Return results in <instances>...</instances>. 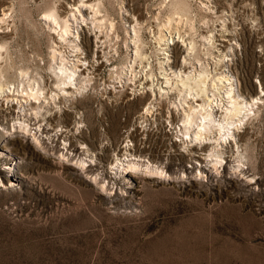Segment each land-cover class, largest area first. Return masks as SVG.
I'll list each match as a JSON object with an SVG mask.
<instances>
[{
  "label": "rangeland",
  "instance_id": "1",
  "mask_svg": "<svg viewBox=\"0 0 264 264\" xmlns=\"http://www.w3.org/2000/svg\"><path fill=\"white\" fill-rule=\"evenodd\" d=\"M10 1L0 0V12ZM69 1L56 0L55 4L69 6ZM165 1L103 0L113 29L105 24L95 27L90 21L74 23L71 36L83 47L81 55L87 54L90 60L81 69L84 74L95 69L90 72L94 77L82 93L69 92L65 98L45 103V117L30 114L27 107L26 112L21 110L14 100L0 101V131L7 126L16 134L11 128L14 118H29L33 131L37 129L47 145L45 150L38 148L41 152L56 157L59 151L66 152L67 142V154L73 159L63 157L66 163L77 165L81 156L88 165L80 171L87 179L84 183L74 169L31 153L26 142L15 141L17 137L1 141L0 134V264H264V97L261 108L218 145L224 158L221 165L213 167L207 161L216 133L203 141L181 139L182 109L172 103L174 93L161 97L157 93L154 99L149 90L158 84L166 87L159 65L164 54L155 38L167 15ZM204 1L210 9L200 6L202 0H189L196 14L195 39L201 59L211 70L216 66L227 41L221 35L225 19L227 36L233 35L231 42L236 39L239 44L235 50L227 49L222 69L232 72L246 99L259 95L261 88L264 93V0ZM14 2L13 24H3L0 34H10L16 64L23 61L32 73L39 70L46 86L53 88L48 52L57 33L42 18V9L51 0ZM83 12L90 16L88 9ZM129 18H138L137 23ZM133 24L138 27L146 60L135 61L137 75L129 74L131 79L120 82L110 72L115 75L116 69L133 61ZM211 32L217 46L211 47L212 54L203 53L206 40L201 35ZM177 41L168 47L169 63L175 68L185 54ZM62 49L68 58H76L73 47ZM186 65L187 71L192 69L190 63ZM151 79L153 85L148 86ZM151 98L155 105L142 114ZM215 110L218 117L221 109ZM129 140L132 145L127 150L135 152L132 156L166 167L173 180H149L137 189L127 183L115 171L114 162L127 152ZM2 142L10 151L2 148ZM237 148L248 156L241 168L233 166ZM12 160H19L17 167L6 171ZM95 174L109 192L101 191L95 181L90 184ZM11 178L17 184L8 187Z\"/></svg>",
  "mask_w": 264,
  "mask_h": 264
},
{
  "label": "bare ground",
  "instance_id": "2",
  "mask_svg": "<svg viewBox=\"0 0 264 264\" xmlns=\"http://www.w3.org/2000/svg\"><path fill=\"white\" fill-rule=\"evenodd\" d=\"M55 1L51 0V2L45 4L42 9V18L44 19L46 25H49L48 27L52 28L57 33V35L55 36L53 34V38L49 45L50 50L48 52V68L54 75L53 88H48L46 86L45 82L47 80L45 81L44 76L42 74H39V70L36 69V72L32 73L33 70H30L29 67L23 63V61L20 64H16L11 55L12 52L10 49V42L8 40L10 34H0V101L5 100L8 103L9 100H14L19 104L18 107L21 110L26 112V110L30 109V114H33L35 116H44V114L48 110L47 108H45V103H49L51 100L55 101L57 97L65 98L69 94V92L71 94L82 93L91 84V81L94 77L90 74V72H93L95 69L92 71H87L86 74H84L81 69V66L85 64L86 61L90 63V60L88 59L87 54L84 56L81 55L83 52V47L76 37L71 36V28L73 24L79 23L80 25H82V22L90 21L95 27L98 28H102L103 24L111 29H113L114 27V22L108 16L103 0H72L71 2H67L69 3V6L67 4L59 5L57 4V2L55 4ZM202 2L203 4H201L200 6L204 7L205 10L210 9L208 2H205L204 0H202ZM15 5L16 4L14 0H11L6 6L1 9L0 27L3 24H5V26L10 23L13 24L15 16ZM165 5L167 9V15H165L166 17L161 27H159L156 31L157 35L155 36V38L160 45L162 43L161 41H164L165 43L163 47L159 45L157 49H162V52L160 53L164 54V57H162L163 59L159 61V65L160 68L163 69L161 73H164V81L166 82V87L162 86V84H158L157 88L152 89L151 87H149V90L152 91L154 99H157L158 96L161 97L163 95H168L170 92L174 93L175 98L173 99L172 103L175 104L177 108L182 109V113L180 114L181 124L179 129L182 133L181 139H187L186 137H188L190 141H203L204 139L210 137L209 134L211 132L217 134V136L213 137L216 140V145L211 148L208 154L210 158L207 160L209 163H211V165H213V167H217L219 164L221 165L223 163L224 159L222 158V151L218 148V145H221L222 142L225 143V141L229 139L231 135H233L234 128L239 127V125L242 124L246 118L249 119V117L253 113H256L261 108L263 104L261 105L260 102L264 97V93L261 88L259 91L260 93L257 91L259 95H256L255 97L252 96L251 98L246 99L245 96H243L237 88L235 77L233 76L232 72H228L224 68L222 69L226 56L229 54L227 49L229 48V51L233 49L235 50L236 45L239 44V40L236 39L231 42V39L235 38L233 35L227 36L228 33H226L227 27L225 19H223L221 22V30L223 31L221 32V35L225 36V39H227V41H225L220 51L221 53L219 54V57L214 62L217 67L215 66L214 69L211 70L207 63L201 59L202 54L199 52L200 46L198 47L197 41L195 39L196 30L194 29V18L196 14L193 12V8L189 0H167L165 1ZM86 9L89 10L90 16H86V12H83V10L85 11ZM25 12L27 11L25 10ZM129 19L130 22L135 21L137 23L136 20L138 18L136 20L131 18ZM77 24L74 25V29ZM183 26L184 28H186L185 30L187 32L183 30L186 33H183V31L181 30ZM132 27L134 32L133 36L131 37L133 45L132 47L134 50L133 61L127 63L125 66H121L120 69H116L115 75L112 74L113 71L110 72V76L119 79L120 82L125 78L131 79L132 77L129 76V74H133L134 76L137 75L134 71L135 61H143V58H145L146 60V54L144 53L142 44H140V42L142 41L140 39L138 27H136L135 24H133ZM163 27L168 29L170 33L169 35L165 33V29ZM76 30L77 31L75 34L78 37L79 33L77 27ZM186 34L187 36H185ZM168 37L171 38L172 41L176 39L178 40L177 42H179L180 40V42L182 43H180V45L183 46V49L185 51V54L182 57L181 65L177 68L173 67V65H170L169 63L168 47L169 44L172 43V41L169 42ZM201 37L203 38V40H206L202 42V52L212 54L213 50L211 49V47L217 46L215 43V35L211 32L202 34ZM64 41L66 42V44H63ZM62 46L73 47V49H75L76 58H68L67 55H65V50L62 49ZM163 61H165V63ZM187 63H190L192 65V69H190L189 71H187L185 68V66H187ZM91 64H93V62ZM13 67L16 68V71L14 72L12 71ZM145 68L147 69V66ZM218 68L220 70H218ZM148 71L149 75L152 76L153 72L151 71V69H149ZM152 85L153 80L151 79V82L148 86ZM112 86L113 88H116L114 84ZM121 86H123V84ZM134 90L136 91L135 88ZM155 95L156 97H154ZM153 98H151L152 100H150L148 104H144L145 106L142 114H147L152 110V106L155 105L153 102ZM216 107L221 109V114H219L218 117L217 115H215ZM14 119L15 120H13L11 128L16 129V134L10 131V127L2 126L5 131H0L2 137L1 141L17 137L15 141H19L21 143L26 142L31 153H37L40 156L47 157L51 162L59 165V167L74 169V172L77 174V176L82 177L80 174L81 169H85L88 167V165H85L87 160L86 158L85 160L80 156L76 161L77 165L66 163V159H73V155L69 158V154H67L69 149V147L67 146V142H64V145L67 149L65 150L66 152H64L63 150L59 151L60 154L56 157H53L46 152H41L38 148L43 147L45 150L47 145H44V137L37 134V129H34L33 131V127H31L32 125H30V122L28 121L29 118L25 119L24 117L23 119H18V117H15ZM40 125L41 124L39 123L38 130L41 129ZM78 126L79 124L76 128H78ZM65 138L66 137H64L63 139L66 141ZM129 142L130 140L125 144V149L127 152H124V154L122 153L124 155L123 157H116V160L114 162V167L116 168L115 171L119 172V174H122L123 179L128 180L127 183H132V187L137 189L139 185H143L149 180L163 182L173 180L170 177L171 175L169 173L167 175L166 167L165 169L160 164H153L154 162L152 163V160L150 159L145 162L137 156H132L133 154H135V152H130L127 150L130 149V146L132 145V143L130 145ZM1 146L2 148H4V150L10 151L3 142ZM85 146L86 148H84L88 152L89 147H87V145ZM236 151L237 155L235 159L237 164L235 163L236 166H233L236 168L240 166L242 167V163H244L243 159L247 155L244 154V151L239 150V148H237ZM143 153H145V151ZM63 157L67 158L64 160ZM157 160L158 159H156V162ZM17 163H19V160H12L4 168L8 169L6 171L14 170L17 167ZM199 170L200 173H203L202 169ZM181 171L184 172L187 171V169L183 168ZM13 175H15V173ZM82 178L83 181H85L84 183H86L87 179L84 177ZM92 178L93 179H90L91 185L93 181H95L96 183L100 184L101 191H107L108 187L106 186L105 181L104 183H100V180H98L100 177L97 178V174H95V176H93ZM2 181L3 179H0V182ZM9 181L10 183L8 187H12L17 184L16 180H13V178L9 179ZM107 192H109V190Z\"/></svg>",
  "mask_w": 264,
  "mask_h": 264
}]
</instances>
